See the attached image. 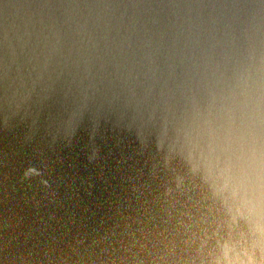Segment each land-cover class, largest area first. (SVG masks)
<instances>
[{
  "label": "water",
  "instance_id": "obj_1",
  "mask_svg": "<svg viewBox=\"0 0 264 264\" xmlns=\"http://www.w3.org/2000/svg\"><path fill=\"white\" fill-rule=\"evenodd\" d=\"M0 264H264V0H0Z\"/></svg>",
  "mask_w": 264,
  "mask_h": 264
}]
</instances>
